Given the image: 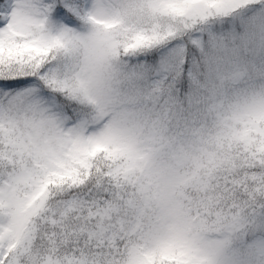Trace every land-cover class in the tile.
Segmentation results:
<instances>
[{
  "label": "snow or ice",
  "instance_id": "1",
  "mask_svg": "<svg viewBox=\"0 0 264 264\" xmlns=\"http://www.w3.org/2000/svg\"><path fill=\"white\" fill-rule=\"evenodd\" d=\"M0 264H264V0H0Z\"/></svg>",
  "mask_w": 264,
  "mask_h": 264
}]
</instances>
